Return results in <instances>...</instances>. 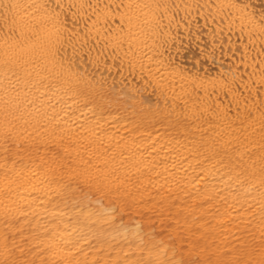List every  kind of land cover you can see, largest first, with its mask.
I'll return each instance as SVG.
<instances>
[{
	"label": "bare ground",
	"instance_id": "1",
	"mask_svg": "<svg viewBox=\"0 0 264 264\" xmlns=\"http://www.w3.org/2000/svg\"><path fill=\"white\" fill-rule=\"evenodd\" d=\"M0 264H264V0H0Z\"/></svg>",
	"mask_w": 264,
	"mask_h": 264
}]
</instances>
